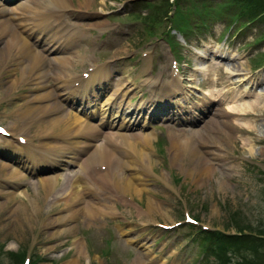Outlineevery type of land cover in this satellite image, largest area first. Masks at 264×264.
Returning <instances> with one entry per match:
<instances>
[{
    "label": "rangeland",
    "instance_id": "374dc122",
    "mask_svg": "<svg viewBox=\"0 0 264 264\" xmlns=\"http://www.w3.org/2000/svg\"><path fill=\"white\" fill-rule=\"evenodd\" d=\"M221 1L68 0L70 7L64 19L73 25L86 26L87 40L79 48L80 52L91 55L93 61L109 59L122 71L127 66V73L137 83H140V77L147 76L140 72L143 67L141 50H150L154 54L153 73L165 80L173 71L170 70V60L177 58L181 64V69L177 70L178 78L185 84V105H193L192 101L199 104L202 93L210 92L212 100L208 102L209 107L200 103L199 109H193L192 116L181 112V107L176 110L173 105L171 109L156 108L143 130L124 132L150 135L148 155L153 169L143 177L147 189L142 191L139 185L141 192L132 197L133 201L117 192L103 196L98 186L100 184L102 188L103 183L92 174L93 202L98 205L100 199L112 203L113 215L101 212L95 219L81 214L75 218L67 217L62 211L63 202L47 207L43 190L40 188L34 192L25 181L22 188L28 189V197L5 193L11 187L0 192V264H20L23 257L30 258V264H228L226 260L241 258L231 252L227 253L230 259L226 255L207 254L205 245L208 247L214 239L210 234L205 233L204 238L197 234L195 231L200 225H180L165 231L156 226L158 222L172 223L182 219L184 209H188L200 224L220 233L235 232L239 228L247 232L257 227L260 220L264 222V97L262 100L256 98V93H264V40L257 41L264 32V23L258 27L257 23L246 25L247 20H244L245 27L236 26L231 18L219 14ZM4 2L9 7L17 4L16 0ZM168 2L179 5L181 11H185L182 8L188 2L194 3L193 8L197 10L203 8L205 14L198 17L205 23L192 22L189 34L179 33L170 20L171 16L165 15L167 6L171 15L175 11V6H169ZM257 4L250 10L252 14L264 10L263 0H258ZM186 16L187 20H192L190 13ZM92 38L99 39V42L95 44ZM165 38L175 41L179 48L177 56L171 51L177 47H170L171 42H166ZM212 44L215 45L213 52L218 49L221 58L209 53ZM18 56L11 57L9 63L0 69V123L5 126L13 122L14 111L20 108V104H28L27 95H38V98L41 93L44 95L41 88L34 91L29 86L30 81L21 79L28 65L20 64H28L31 59L26 54L19 61ZM213 63L216 65L211 66ZM44 65V70H54L49 68L52 64ZM81 65V62H75L70 70L76 73L81 70ZM226 67L235 74L228 73ZM206 70L213 73L205 75ZM49 73L46 83H53V72ZM243 73L250 75L249 79L241 80ZM213 77L218 78L216 86L211 83ZM14 79L16 84L12 87ZM256 81H261L259 86H255ZM227 98H230L228 105H236L237 109L242 103L255 101L253 109L259 111L250 115H237V110L229 113L223 109L227 108ZM221 112V118L240 116L237 118L243 119L233 120L232 125L236 128L220 123L213 130L208 127L206 132L210 135L205 139L209 147L221 149L225 169L217 168L210 179L186 173L183 169L187 165L186 157L171 160L169 137L180 134L183 138L182 133L204 129V124L217 119ZM92 122L96 123L95 120ZM244 123L253 125L251 134L243 132ZM21 132L15 131V134ZM30 134L39 139L36 128H32ZM247 136H250L252 148L243 144ZM5 153L0 152V161L18 167L16 160L8 158ZM71 165H62L56 170L60 179L69 169L76 170L75 165ZM55 167L28 173L26 180L36 181L37 176ZM220 179L223 184H219ZM0 182L3 184L1 179ZM106 184L104 182V186ZM33 198L34 201L30 202ZM149 200L162 210L151 214L152 218L141 213ZM75 241L81 243V253L73 245ZM217 255L219 258L215 259Z\"/></svg>",
    "mask_w": 264,
    "mask_h": 264
},
{
    "label": "bare ground",
    "instance_id": "6f19581e",
    "mask_svg": "<svg viewBox=\"0 0 264 264\" xmlns=\"http://www.w3.org/2000/svg\"><path fill=\"white\" fill-rule=\"evenodd\" d=\"M36 1L38 0H35V2L26 0L11 8L0 2V69L9 63L11 57L19 55L17 59L19 58L20 61V58L27 54L31 62L20 64L21 66L28 65L22 72L21 79L30 81L29 86L34 91L37 90V87L41 88L44 95L41 93L40 96L47 99L45 104H35L33 102L20 104V108L15 110L17 114L13 116L14 122L11 123L8 129L12 133L23 130L27 133L28 138L26 140L33 142L37 139L30 133L32 128H36L37 135H39L38 142H33L34 145L28 144L26 141L21 143L18 140L12 143L8 136L0 135V152L4 154L6 150L11 151V155L8 154L9 158L16 160L15 164L18 166L13 167L9 163L0 161V179L3 181V184L0 182V192L11 187L12 189L5 191V193L9 195L22 194L28 197V189L22 188L25 181L32 186V191L37 192L40 188L43 190V199H45L47 207H51L56 202H63L62 211L66 213L67 217L75 218L81 214L95 219L97 214H101V212L102 214H110L111 212L108 211L110 206L107 202L102 203L101 201L98 205L93 202L95 198L89 184L92 174L97 175L99 182L103 183L102 188L100 184L98 185L104 194L120 192L121 195L130 194L133 197L140 194L141 188H139V185L142 186V191L147 186L142 176L147 175L153 168L152 164L149 163L150 156L148 155V147L151 145L150 135L121 132L120 129L129 131L141 129L140 123L142 122L138 120L136 123H132L131 116L129 118L124 117L119 122L113 120V116L117 112L123 113L124 109L130 110L132 108L135 110L132 115L139 117L144 102L133 105L128 101L125 104L121 101L118 103L114 101L112 109L103 108L100 111L99 124L108 127L109 130L102 133L95 125L87 121L86 117L82 116L83 119H81L76 114L66 112L64 107L57 101H51L48 97L50 93L48 83H46L47 78L50 76L49 71L53 72L56 87L61 90L68 89L69 93L72 94V102L80 105V109L86 107L89 98L94 97L95 100L97 94L101 92L100 90L106 88L105 82L110 78V75L106 67L87 70L86 75L83 72L79 77L73 70H70L75 62H81L84 58L78 53L79 49L77 50V48L81 47L85 30L77 28L75 32L71 30L69 33H65V26L61 21L63 18L61 8L68 5L67 0H48L45 10L52 7H54L53 9L60 8V10L51 19H49L51 15L48 12V17L42 23L43 27L39 26L32 14L37 13V9L33 6ZM23 23L26 24L22 25ZM42 38L43 40H40ZM76 53L78 54L76 55ZM202 55L204 56L205 53ZM45 63L46 66L47 64H53L54 70H44ZM226 70L230 74H235L228 67H226ZM111 71L118 73L120 70ZM142 72L147 73V70L144 69ZM212 73V70L204 71L205 75ZM242 76L241 80H247L250 77L246 73H243ZM148 78L150 81L152 80L151 82L160 79V77L152 76ZM74 80L78 82L76 87L72 84ZM217 80L218 78H212L211 83L216 86ZM88 82H93L91 85L95 84V87L88 86ZM127 83L120 84L114 89L107 96L108 99L105 104L108 105L110 100L116 99L115 93L120 90H123L121 95V99H123L127 86L125 90L123 87ZM260 83L261 81H256L255 86H259ZM12 84V87H14L16 84L15 79ZM171 84L172 86L173 84H180V81L173 77ZM209 93H202V99L197 106L200 107V103L205 104V107L210 106L208 102L212 96ZM59 95L62 97L63 93L61 92ZM68 97L69 94L62 98L68 99ZM263 97L264 93L256 94L257 99ZM37 98L34 100H37ZM226 100L227 108L223 109L229 113H235L231 110H237V115H250L259 111L253 109L255 101L242 103L237 109L234 105H228L230 98ZM94 107L95 104L93 109ZM222 115L221 112L217 119L213 118L208 121V125L204 124V129L202 127L187 134L182 133L183 138L180 134L169 137L168 146L171 150V160L178 161V159L181 160L186 157L187 165L183 166L186 173L200 177L206 176L210 179L217 172V168L225 169L226 161L224 155L219 152L221 149L219 147H216L217 150L208 148L205 139H209L210 135L206 132L209 128L213 130L220 123L225 126L229 124L232 128H236L232 125L233 120L243 119L237 118L240 116H231V118L223 116L224 118H221ZM105 116L106 122L104 123ZM242 126L243 132L251 134L250 129L253 128L251 123H244ZM244 141L243 144H247L245 146L252 148L250 136L245 137ZM5 155L8 156L6 153ZM61 159H66L65 162H62L63 167L72 164L71 166L75 165L76 170L66 167L70 171L60 179L61 175L56 170L59 169V160ZM42 163H48L58 168H52L53 170L42 173L37 176L36 181L26 180L28 173L37 172L44 167ZM103 164L106 165L105 170L97 169L98 165ZM126 171L128 172L126 173ZM104 182L107 183L105 186ZM223 183V180L220 179L219 184ZM33 201L34 198L30 200V202ZM157 211L162 212L158 205L149 200L146 203L145 210L141 213L145 212L148 217L152 218L151 214H155ZM73 245L77 248L78 253L82 252L80 242L75 241Z\"/></svg>",
    "mask_w": 264,
    "mask_h": 264
},
{
    "label": "trees",
    "instance_id": "16d2710c",
    "mask_svg": "<svg viewBox=\"0 0 264 264\" xmlns=\"http://www.w3.org/2000/svg\"><path fill=\"white\" fill-rule=\"evenodd\" d=\"M244 231L239 228L236 234L225 235L219 231L208 233L214 240L208 247L205 245L207 253L226 255L230 259L227 253L231 252L241 257L239 260H226L228 264H264V222L260 220L257 227ZM218 258L217 255L215 259Z\"/></svg>",
    "mask_w": 264,
    "mask_h": 264
},
{
    "label": "snow or ice",
    "instance_id": "6c2138e0",
    "mask_svg": "<svg viewBox=\"0 0 264 264\" xmlns=\"http://www.w3.org/2000/svg\"><path fill=\"white\" fill-rule=\"evenodd\" d=\"M3 131V129H0V132H2Z\"/></svg>",
    "mask_w": 264,
    "mask_h": 264
}]
</instances>
